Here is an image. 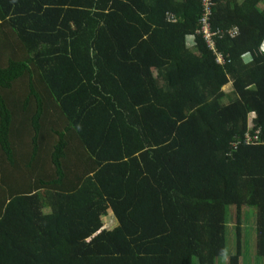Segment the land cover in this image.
I'll return each instance as SVG.
<instances>
[{
  "label": "trees",
  "instance_id": "obj_1",
  "mask_svg": "<svg viewBox=\"0 0 264 264\" xmlns=\"http://www.w3.org/2000/svg\"><path fill=\"white\" fill-rule=\"evenodd\" d=\"M212 1L215 52L201 0H0V264H240L244 208L264 257V0Z\"/></svg>",
  "mask_w": 264,
  "mask_h": 264
},
{
  "label": "rangeland",
  "instance_id": "obj_2",
  "mask_svg": "<svg viewBox=\"0 0 264 264\" xmlns=\"http://www.w3.org/2000/svg\"><path fill=\"white\" fill-rule=\"evenodd\" d=\"M189 44L191 45V40H189ZM223 91L229 92L231 91V84L228 83L223 87ZM231 214H233L231 212ZM229 219L230 213L229 209L227 210V214ZM240 242L242 248V255L240 257V264H264V257H258L255 253L258 250V233L256 227V214L254 209L252 208H244L242 214L240 216ZM231 219V218H230ZM233 219V221H232ZM232 224H228V231H227V248L229 253L227 255H231L234 253L235 246H236V231H237V224L236 218L234 214L232 215ZM115 224L114 218L110 215H107L103 219V225L105 227H112ZM228 257V256H227ZM227 257L219 258V264H227Z\"/></svg>",
  "mask_w": 264,
  "mask_h": 264
},
{
  "label": "built area",
  "instance_id": "obj_3",
  "mask_svg": "<svg viewBox=\"0 0 264 264\" xmlns=\"http://www.w3.org/2000/svg\"><path fill=\"white\" fill-rule=\"evenodd\" d=\"M213 1L212 0H201V5H202V16L201 19L199 20V24L201 25L200 29L196 31V33L201 34L205 42L207 43L208 47L214 50V40L212 37L215 36L216 32H213L211 30V25H210V16H211V8L213 6ZM228 35L230 38H234L237 35H239V29L238 27H232L229 30L226 31L225 33ZM220 37L223 35L221 32L218 34ZM216 62L219 64H223L224 61L222 59V56L218 53H216ZM247 135L245 139V143L248 145H264V129H261V127L255 126V124L250 123L248 121L247 123Z\"/></svg>",
  "mask_w": 264,
  "mask_h": 264
},
{
  "label": "clouds",
  "instance_id": "obj_4",
  "mask_svg": "<svg viewBox=\"0 0 264 264\" xmlns=\"http://www.w3.org/2000/svg\"><path fill=\"white\" fill-rule=\"evenodd\" d=\"M246 57H247V55H245V58L244 59H246Z\"/></svg>",
  "mask_w": 264,
  "mask_h": 264
}]
</instances>
